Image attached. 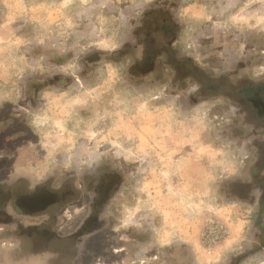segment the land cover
<instances>
[{
	"label": "clouds",
	"instance_id": "9594fccd",
	"mask_svg": "<svg viewBox=\"0 0 264 264\" xmlns=\"http://www.w3.org/2000/svg\"><path fill=\"white\" fill-rule=\"evenodd\" d=\"M107 6L127 20L117 46L80 36L64 56L26 50L30 67H18L20 57L7 52L0 60V264H172L146 225L123 224L117 207L140 174L113 142L149 147L142 166L159 169L166 153L150 146L161 139L179 149L173 159L196 160L199 147L210 146L173 181L202 192L211 176L217 204L241 206L231 226L216 219L210 244L236 241L218 264H264V130L247 135L251 129L236 115L246 95L264 97V76L252 71L264 63V31H254V22L253 30L232 28L241 7L264 21V0ZM225 36L236 62L201 63L197 57Z\"/></svg>",
	"mask_w": 264,
	"mask_h": 264
},
{
	"label": "rangeland",
	"instance_id": "374dc122",
	"mask_svg": "<svg viewBox=\"0 0 264 264\" xmlns=\"http://www.w3.org/2000/svg\"><path fill=\"white\" fill-rule=\"evenodd\" d=\"M110 2L111 0H0V60L7 52L10 59L20 57L21 62L18 67H30L32 61L26 50L38 46L42 54L54 52L64 56L80 36L94 41L100 48L117 46L124 38L121 29L126 27L127 20L121 11H113L107 6ZM137 11L139 14V10ZM203 15L202 11L192 13L193 18L196 19ZM253 22L256 24L254 31H264V21L260 20L258 11L241 7L232 15L234 30L241 32L253 30L249 28ZM228 38L225 36L210 53H201L197 58L201 63H208L211 60L221 61L225 66L230 62L235 63L238 53L226 43ZM35 59L37 66H42L43 62L39 57ZM68 67L70 69L73 65ZM252 71L255 77L264 76V63L253 64ZM108 72L109 78L115 79V71L110 68ZM261 99L264 100V97L261 96ZM207 115L208 109L205 108L199 114L200 121L203 122ZM236 115L238 119L242 116L243 122L251 129V131L246 130L247 135H259L260 131L264 130V118L258 116L255 106L246 102L245 97L240 102ZM165 117L170 119V113L166 112ZM113 143L130 161L136 163L140 174V179L133 182L117 202L123 224L148 227L152 226L153 221L158 228L155 232L151 229L149 231L151 238L153 233L159 243L174 240L179 244V241L184 239L190 244L198 242L201 245L200 231L209 214L227 219L230 226L231 218L241 214L240 205L217 204L213 190L208 187L211 176L204 181L202 192L192 189L187 184L176 183L172 179L173 173L184 175L188 167L198 165L200 155L212 152L210 146L201 145L196 160L187 157L186 160L180 158L179 161L173 159L172 155L179 149H169L161 139L150 146L153 150L158 148L166 153V157H161L165 163L157 169L151 163L147 168L142 166L145 160H151L149 147L141 145L137 150H133L131 147L125 148L118 141ZM252 143L259 145L262 142L253 140ZM229 170L235 169L229 167ZM217 247L209 256L218 252ZM201 249L204 250L202 246ZM169 253L173 251L169 250ZM200 253L204 262H196V264H218V260L214 261L215 263H212V260L205 263L204 259L207 257L202 250ZM172 256L173 254H169V258ZM171 261L175 264L186 263L177 258V253L174 261ZM192 264L195 263L192 261Z\"/></svg>",
	"mask_w": 264,
	"mask_h": 264
},
{
	"label": "crops",
	"instance_id": "0c3cea01",
	"mask_svg": "<svg viewBox=\"0 0 264 264\" xmlns=\"http://www.w3.org/2000/svg\"><path fill=\"white\" fill-rule=\"evenodd\" d=\"M179 151V150H178ZM181 160H186L187 156H181L180 157ZM179 158V159H180ZM178 159V160H179ZM180 161V160H179ZM192 166H197V164H194ZM151 225L152 226H148L147 228L148 229H151L153 230L154 232L157 230L158 227H156L154 225V222L152 221L151 222ZM152 240L153 242L155 243L156 247L159 248V249H165L166 252H169V250L173 251V253H170V254H173V256L171 258H169V256L167 257L168 259H171L174 261L175 259V254L177 253V258H179L180 260H183L186 261L185 264H192V261L193 263L196 264V262L198 263H203L202 260H201V250L202 252L206 255V257H203V258H206L204 259L205 260V263H209V261H213L212 263H215L214 261H217L219 259V256L222 252L228 250L229 248H231L232 244H234L236 241L235 239H226L224 240V246L221 247V245L219 247H217V253H214L213 256L209 254L207 255L206 252H204L203 249H201V245L197 243H194V244H190L189 242L185 241L184 239L180 240L179 241V244H176L178 242H175L174 240H168L164 243H159L158 240L156 241L155 240V237H154V234L152 233ZM177 247V248H176ZM174 249H176V251H174ZM187 252H188V255H187ZM178 254H180V256H178ZM186 254V255H185ZM208 256L210 257L208 259ZM212 256V257H211ZM187 259V260H186ZM211 263V262H210ZM172 264H175V262H172Z\"/></svg>",
	"mask_w": 264,
	"mask_h": 264
},
{
	"label": "built area",
	"instance_id": "2783aa9c",
	"mask_svg": "<svg viewBox=\"0 0 264 264\" xmlns=\"http://www.w3.org/2000/svg\"><path fill=\"white\" fill-rule=\"evenodd\" d=\"M209 215L210 216H208L203 222V226L201 228L200 236H199L201 246L204 248L207 254L213 253L215 248L218 246V244H210L214 239L213 232L215 231L216 228V219L222 218L223 220L227 221V219L217 216L215 214H209ZM226 239L227 238H225V240Z\"/></svg>",
	"mask_w": 264,
	"mask_h": 264
},
{
	"label": "flooded vegetation",
	"instance_id": "af4514ba",
	"mask_svg": "<svg viewBox=\"0 0 264 264\" xmlns=\"http://www.w3.org/2000/svg\"><path fill=\"white\" fill-rule=\"evenodd\" d=\"M245 101L252 103L256 108L258 116L264 118V100L261 99V96L248 94L245 96ZM262 200H264V197H262Z\"/></svg>",
	"mask_w": 264,
	"mask_h": 264
}]
</instances>
